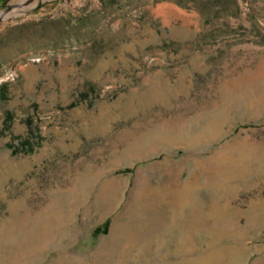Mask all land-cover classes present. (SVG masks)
Here are the masks:
<instances>
[{
    "label": "rangeland",
    "instance_id": "rangeland-1",
    "mask_svg": "<svg viewBox=\"0 0 264 264\" xmlns=\"http://www.w3.org/2000/svg\"><path fill=\"white\" fill-rule=\"evenodd\" d=\"M25 1L0 0V264H264V0Z\"/></svg>",
    "mask_w": 264,
    "mask_h": 264
},
{
    "label": "trees",
    "instance_id": "trees-1",
    "mask_svg": "<svg viewBox=\"0 0 264 264\" xmlns=\"http://www.w3.org/2000/svg\"><path fill=\"white\" fill-rule=\"evenodd\" d=\"M22 146L25 147L27 152H31L34 148V144L30 140V138L29 139L27 138L26 140H24L22 142ZM107 227H108V221L105 222V224H104V231L107 229Z\"/></svg>",
    "mask_w": 264,
    "mask_h": 264
},
{
    "label": "water",
    "instance_id": "water-1",
    "mask_svg": "<svg viewBox=\"0 0 264 264\" xmlns=\"http://www.w3.org/2000/svg\"><path fill=\"white\" fill-rule=\"evenodd\" d=\"M34 0H27V1H25L23 4H19V5H26V4H29V3H31V2H33Z\"/></svg>",
    "mask_w": 264,
    "mask_h": 264
}]
</instances>
